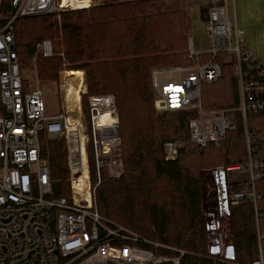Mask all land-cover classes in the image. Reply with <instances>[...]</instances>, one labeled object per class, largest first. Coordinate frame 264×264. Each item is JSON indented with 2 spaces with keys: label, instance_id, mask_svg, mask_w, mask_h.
I'll return each instance as SVG.
<instances>
[{
  "label": "built area",
  "instance_id": "1",
  "mask_svg": "<svg viewBox=\"0 0 264 264\" xmlns=\"http://www.w3.org/2000/svg\"><path fill=\"white\" fill-rule=\"evenodd\" d=\"M4 4L8 7L6 14L2 12ZM231 6L235 10V0H210L205 23L209 48L197 51L190 39L191 63L153 67L151 83L157 109L192 114L189 140L200 147L221 145L228 132L237 127L230 113L239 114L251 181L229 180V171L242 170L239 163L212 170V202L204 209L203 256L215 263L243 264L236 257L232 208L253 203L257 248L252 264H264V208L258 204L261 196L256 189V182L264 174V132L251 127L248 120L250 115L264 118V62L246 42L244 29L231 19ZM59 8H65L62 0H0V264H182L192 252L151 241L100 212L92 194L89 134L72 128L67 110L49 113L40 87L25 86L16 22ZM53 53L51 40L39 43L40 55L50 57ZM232 59L237 66L239 104L205 109L204 86L218 82L223 76L222 63ZM61 135L67 142L69 179L74 191L68 197L54 195L50 162L44 152V140ZM112 148L105 151L95 140L93 151L100 182L102 169L109 166L104 154L111 153ZM182 148L179 140L167 141L166 159L177 160ZM85 165L90 170V200L84 199L76 186ZM120 175L118 172L116 176Z\"/></svg>",
  "mask_w": 264,
  "mask_h": 264
},
{
  "label": "trees",
  "instance_id": "2",
  "mask_svg": "<svg viewBox=\"0 0 264 264\" xmlns=\"http://www.w3.org/2000/svg\"><path fill=\"white\" fill-rule=\"evenodd\" d=\"M143 2H150L153 4V8L157 7L154 1L144 0L128 3L112 2L106 5H99L98 7L93 6L90 9L77 10L81 13L89 12L91 19L88 23L89 28L91 24H96L97 26L94 33H88L89 35L84 34L81 22L76 24L67 22V14L70 11L61 13L63 19L61 35L59 28L56 26V19L52 20L47 14L18 20L15 26V33L22 73L25 66L36 54L37 44L45 36V34L44 36L36 34L37 25L39 30H43L50 37L57 38L62 36L65 57H44L41 55L38 61L39 74L44 78L55 79L62 67V59H65L71 64L70 68L72 69H86L90 94L101 96L100 92H113L117 101V110L120 118V137L124 146L125 173L123 172L124 174H122L123 176L121 175V178L119 177L120 179L115 180L114 178L113 181L105 182L102 190L97 193L100 212L112 220L130 227L151 241L192 252L193 254L185 256L182 264H231L215 263L203 256L206 252V234L202 191L203 181L200 170L203 166L214 162L216 157L220 156V153L225 165L231 164V162H245L247 151L243 135V124L238 113H230L231 116L235 117L237 127L235 130L228 132L226 139L221 145L210 144L200 147L191 143L193 147H183L177 160L170 161L166 159L165 143L169 140H177L176 138H171V132L169 131L176 133L185 126L184 128L187 132L185 134H188L189 138L188 122L192 114L179 112V117L175 120L166 119L155 114L153 109L154 90L151 83V67L160 57H157L158 55L152 57V54L158 50H164V52L170 51L171 54L173 53L172 56L174 57H181V55H174L179 49H176L175 45L170 43L162 48L156 40L145 41L143 35L139 38H134L131 43L134 45L133 51L130 49L128 52L130 45L125 44V36L115 49L107 51V49H101L102 47H100L106 39L109 40L108 37L110 36L109 34L107 35L108 29L102 30L106 29V25H109L105 22L112 15L105 11L117 6L116 4L129 6ZM6 11H8V7L7 4H4L2 12L7 13ZM96 11H101V14L95 16ZM173 12L180 14V11ZM134 13L127 14L126 18L129 21L130 19L133 21V23L128 25L135 24L133 18L136 16L133 15ZM32 29H34V33ZM98 29H100L99 32H97ZM89 39L95 40L99 46H96L95 49H86ZM136 42H138L137 45H135ZM121 55L125 57L113 60L114 56ZM177 60H180V58ZM222 67V78L216 83L208 84L219 87L218 98H209L206 101L207 106H205V101L203 100L205 109L208 108L209 102L214 104L222 102L221 98L227 104L219 103L215 108H233L238 105L237 68L235 62L233 59L227 63L223 62ZM78 71L84 92L86 88L85 74L82 70ZM226 84L230 85L231 91L229 93L226 90ZM99 85L102 86V91L98 90L97 87ZM25 86L29 87L27 79H25ZM253 116L262 117L261 115H250L248 120L253 118ZM249 125L262 133L264 132L260 127L250 123ZM199 148H205L206 150ZM230 155L231 157H229ZM89 160L93 184L96 181L95 163L90 147ZM49 162L54 195L57 197H68L70 183L66 178L68 177L69 169L67 165V149L63 140L50 141ZM105 170H103V174H105ZM103 176L105 178V175ZM127 184H142L145 191L143 195L142 190L137 187L120 189L122 210L125 214L131 216L133 221L140 224L145 223V198L148 229H143L135 223L133 224L126 219L119 218L117 214L118 197L116 196L118 195H116L114 186ZM256 189L261 196L258 204L264 208V174L256 182ZM131 199L134 202L132 208V205L130 206ZM231 220L237 249V260L243 264H252L256 258L257 248L253 203L234 205ZM158 251L168 255L175 254L174 251L167 249H158Z\"/></svg>",
  "mask_w": 264,
  "mask_h": 264
},
{
  "label": "rangeland",
  "instance_id": "3",
  "mask_svg": "<svg viewBox=\"0 0 264 264\" xmlns=\"http://www.w3.org/2000/svg\"><path fill=\"white\" fill-rule=\"evenodd\" d=\"M89 1H95V0H89ZM102 1V2H100ZM105 1V2H104ZM116 2L119 3L118 0H99V2L92 3L91 6L85 7L82 9H90L91 7L95 6L98 7L99 5H106L108 3ZM153 2V1H151ZM155 2V1H154ZM156 6L157 3L155 2ZM117 6L113 8L107 9L105 12L110 13L111 18L106 19L107 24L106 29L102 30H107V35L109 34L110 36L108 39H106L102 46L101 49H107V51H110L111 49H115L116 46H118L125 36L126 43L129 44L130 48H128V52L130 49L133 51V44H131L134 40V38H139L141 35H143V38L145 41H148L150 39L156 40L157 43H160V47H166L167 45L173 44L175 45L176 49H179L176 54L174 55H181V57H174L172 56L171 52H164L163 51H156L153 56L158 55L157 57H160L159 60L157 59L155 61V64H152V67H165V66H171L174 64H190L188 59V51H189V37L192 38V41L194 43V47L197 51H205L206 49L209 48L210 46V40L207 35V31L205 29V18L200 15L199 9L196 8V10L190 12V18L188 17L186 22V27L184 29V22H183V17L182 14H177L172 12H162L160 11L157 7L153 8L152 3H138L134 5H129V6ZM77 10L79 9H73L70 7H65V8H59L57 11L53 13L47 14L48 16L51 17L52 20L56 19V26L60 30V35L62 34V16L61 13L63 11H70L67 14V22L68 23H82V26L84 28L85 34L91 33L93 34L94 31L97 29L96 24H91V27L89 28V22L91 21L90 19V14L89 12L81 13L78 12ZM7 12V11H6ZM97 13L95 16H99L101 14V11H96ZM135 12L133 15L136 17L133 18L135 21L134 25H128L133 23V21L128 18H126L127 14ZM187 13V11H186ZM6 14V13H4ZM44 16V15H43ZM230 16L233 21L236 20L237 25L239 28L244 29L245 34L244 38L249 44H256L258 43L260 46L261 50V56L260 59L264 62V0H235V10L231 6L230 7ZM93 21V19H92ZM188 24V25H187ZM133 29V30H132ZM100 29H98L97 32H99ZM34 33V29H32ZM36 34L43 35L45 34L43 40L49 39L53 42L54 44V53L51 57H65L64 56V49L62 45V36L60 37H50L46 33H44L43 30H39L38 25L36 28ZM188 34V35H187ZM35 35V34H34ZM89 35V34H88ZM42 40V41H43ZM89 39V44H87V48L95 49L96 46H99V44L95 41ZM40 41V42H42ZM39 42V43H40ZM39 43L37 44V52L34 55V57L29 61V63L25 66L23 69V76L25 79L28 80L29 83V88H35V87H40L43 91L44 98L47 104V109L48 112L51 114H56L62 110H68V103L66 100L65 96V87H64V79L68 76L66 75L67 71L69 70H82L84 71L85 78H86V88L83 93V84L81 80V91H80V96H81V104L83 107V126L84 130L89 134L90 137V143L89 147L92 150L93 153V160L95 163V156H94V145H95V140H98L100 144H102L101 139L102 135L100 130L95 129L94 122L92 119V115H98L99 111L96 110L92 105H91V97L95 96L93 94L89 93V85H88V75L86 69H77V68H70L71 64L68 63L65 59H62V67L57 73V76L55 79L53 78H44L39 74L38 70V61L39 57L41 56L39 54ZM122 44V45H125ZM138 42H136L135 45H137ZM148 44V43H145ZM152 49V48H151ZM136 54L135 52H132ZM148 55H151L147 53ZM119 57H125L123 55L121 56H114L113 60L119 58ZM174 57V58H173ZM180 58V60H177ZM177 60V61H176ZM30 64V65H29ZM29 65V66H28ZM236 66V65H235ZM237 68V66H236ZM79 72V71H78ZM66 76V77H65ZM99 91H102L101 88L102 86L99 85L98 87ZM219 87L216 85H208L206 84L203 89V100L205 101V106L206 101L211 98V99H217L218 95L217 93L219 92ZM226 90L231 91L230 85L226 84ZM83 93V94H82ZM99 94H102L101 96H113L115 100V113H117L118 118V110H117V101L116 97L113 92H100ZM154 95V100H153V109L155 111V114L160 116V117H165L166 119H176L179 117V112L176 111H162L156 108V96L155 92L153 93ZM237 98H238V104H239V94L237 90ZM222 102H219L220 104L226 103L225 101L222 100ZM218 102L214 104L213 102L208 103V108L207 109H213L217 107L219 104ZM227 104V103H226ZM143 108V107H140ZM120 120V118H119ZM249 123L256 126L260 127L264 130V118L263 117H256L253 116V118L249 119ZM118 125V145L112 148L111 153L104 154V161H106L109 166H106L102 169L101 175H102V180L100 182L99 177H98V172L95 164V179L94 183L92 184V194H93V199L95 201V204H97L98 208L100 209L98 200H97V193L102 190V187L105 182L108 181H113L114 178L115 180L120 179L124 174V146L121 142V137H120V127H119V122L117 123ZM185 127V126H184ZM179 129L178 132L173 133L171 132L170 136L171 138H176L179 140L182 144L183 147H193L191 144L192 142L188 138V134L186 132L185 128ZM120 139V140H119ZM55 140H63L65 142V146L67 149V142L65 136L61 135L58 137H48L44 140V152L46 157L49 159L50 155V141H55ZM228 141V140H227ZM227 141H225L227 143ZM225 143V144H226ZM216 148V147H214ZM203 149L204 151L206 150L205 148H199ZM220 156L216 157V160L214 162H211L210 165L203 166L200 170L201 174V179H202V191H203V201H204V209L208 207L211 202H212V193H211V173L212 170L219 166V165H225L224 162L222 161V154H219ZM226 156V155H225ZM231 157V155L229 156ZM227 159V158H226ZM236 164L237 162H231V164ZM242 165V170H232L229 171L228 173V178L230 181L235 182V183H240V182H249L251 181V174L249 170L247 169V161H246V156H245V162L244 163H239ZM68 165V164H67ZM112 169L113 172H111L110 168ZM105 170V174H103V170ZM108 171V172H107ZM118 172H121L120 176H116ZM124 172V173H123ZM105 175V178L104 176ZM112 175V176H111ZM70 173L68 174V177L66 180L70 183V188H69V195L71 196L73 194V188H72V183L69 179ZM120 177V178H119ZM91 183H92V178H91ZM140 188L143 192L144 195V185L142 184H127V185H117L114 186V189L116 191V197L117 199V214L119 218L126 219L127 221L132 222L133 220L131 219V216L125 214L122 210V205H121V200H120V189L123 188ZM133 200H130V206L133 204ZM133 205L131 206V208ZM144 207H145V217L147 218L146 214V205H145V198H144ZM130 209V208H129ZM101 210V209H100ZM105 216V215H104ZM107 217V216H106ZM147 223L148 220L146 219ZM118 222V221H116ZM120 223V222H119ZM139 226L140 223L136 222ZM145 224V223H143ZM141 227V226H140ZM148 229V227L146 228Z\"/></svg>",
  "mask_w": 264,
  "mask_h": 264
},
{
  "label": "bare ground",
  "instance_id": "4",
  "mask_svg": "<svg viewBox=\"0 0 264 264\" xmlns=\"http://www.w3.org/2000/svg\"><path fill=\"white\" fill-rule=\"evenodd\" d=\"M89 0H62V7L82 8L91 4ZM66 79H64L65 96L69 109L67 110L69 115V122L72 128L82 130L83 124V107L81 104V80L79 72L69 70L67 71ZM84 93V92H83ZM91 105L99 111L98 115L94 117L95 129L100 130L102 135V145L105 151H110L112 147L118 145V125L119 118L115 113V100L113 96H92ZM86 139V136L84 137ZM120 140V139H119ZM84 159L86 161V147H84ZM90 170L88 165L84 167V175L76 182L77 192L80 193L84 199H91L90 191ZM78 197V196H77Z\"/></svg>",
  "mask_w": 264,
  "mask_h": 264
},
{
  "label": "crops",
  "instance_id": "5",
  "mask_svg": "<svg viewBox=\"0 0 264 264\" xmlns=\"http://www.w3.org/2000/svg\"><path fill=\"white\" fill-rule=\"evenodd\" d=\"M138 1H144V0H118L119 3L138 2ZM151 1H155L157 3V8L162 12L180 11V13L182 14V17H183L184 29L186 27L185 21L187 20L188 17L190 18V12L196 10V8L199 9L201 16L203 13V17L205 18V21H206L207 9H208L209 2H210V0H151ZM95 2H99V0L92 1L91 4H89L86 7L91 6L92 3H95ZM100 2H102V1H100ZM82 8H85V7H82ZM82 8H74V9H82ZM186 11H187V13H186ZM84 34H85V32H84ZM188 37H189V39H192L190 37V35H188ZM248 45L252 48V50L258 56H261V50H260V46L258 43L254 44V45L248 43ZM130 220H133V219L131 218ZM132 222L137 224L135 221H132ZM140 226H141V228L146 229L148 227L147 221H145V224H140Z\"/></svg>",
  "mask_w": 264,
  "mask_h": 264
}]
</instances>
